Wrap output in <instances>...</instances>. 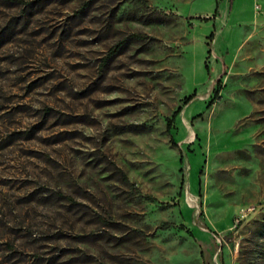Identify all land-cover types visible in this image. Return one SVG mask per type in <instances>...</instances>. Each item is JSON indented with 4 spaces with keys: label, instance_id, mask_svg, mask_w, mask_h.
<instances>
[{
    "label": "rangeland",
    "instance_id": "rangeland-1",
    "mask_svg": "<svg viewBox=\"0 0 264 264\" xmlns=\"http://www.w3.org/2000/svg\"><path fill=\"white\" fill-rule=\"evenodd\" d=\"M142 1L0 0V264H264V0Z\"/></svg>",
    "mask_w": 264,
    "mask_h": 264
},
{
    "label": "trees",
    "instance_id": "trees-1",
    "mask_svg": "<svg viewBox=\"0 0 264 264\" xmlns=\"http://www.w3.org/2000/svg\"><path fill=\"white\" fill-rule=\"evenodd\" d=\"M133 1H134L135 3H138V4H142V3H143L142 0H133ZM216 10H217V4L215 3V5H214V9H213V14L216 12ZM209 37H211V35H209ZM118 48H119V44H116L115 46H113L112 48H110V49L108 50V52H107V57H109V56H113V55L117 52ZM189 99H190V98L185 99L183 103L186 104V103L189 101ZM179 111H180V109H178L176 112H174V113L171 115L170 119L167 120V129H169V125H170V123L175 119V117H176V115H177V113H178ZM120 176H121V179L124 181V183H125V184H128V182H127L125 176H124L123 174H121Z\"/></svg>",
    "mask_w": 264,
    "mask_h": 264
},
{
    "label": "built area",
    "instance_id": "built-area-1",
    "mask_svg": "<svg viewBox=\"0 0 264 264\" xmlns=\"http://www.w3.org/2000/svg\"><path fill=\"white\" fill-rule=\"evenodd\" d=\"M223 26L224 24L215 30V33H214L215 36H218L221 33V28ZM248 213L249 211H246V212L241 211L239 214H237L233 219V225H236L242 222L247 217Z\"/></svg>",
    "mask_w": 264,
    "mask_h": 264
}]
</instances>
